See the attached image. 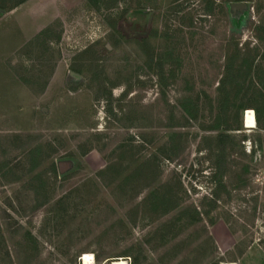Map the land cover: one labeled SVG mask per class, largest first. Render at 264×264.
Listing matches in <instances>:
<instances>
[{"label":"rangeland","instance_id":"374dc122","mask_svg":"<svg viewBox=\"0 0 264 264\" xmlns=\"http://www.w3.org/2000/svg\"><path fill=\"white\" fill-rule=\"evenodd\" d=\"M263 99L264 0L0 7V264H264Z\"/></svg>","mask_w":264,"mask_h":264},{"label":"water","instance_id":"95a60500","mask_svg":"<svg viewBox=\"0 0 264 264\" xmlns=\"http://www.w3.org/2000/svg\"><path fill=\"white\" fill-rule=\"evenodd\" d=\"M230 13L233 18H238L240 16L245 15L250 10V3L248 2H231L230 5ZM72 75L76 78H79V75L71 72ZM73 163L71 161H60L59 162V170L61 174L66 173L71 167Z\"/></svg>","mask_w":264,"mask_h":264},{"label":"trees","instance_id":"16d2710c","mask_svg":"<svg viewBox=\"0 0 264 264\" xmlns=\"http://www.w3.org/2000/svg\"><path fill=\"white\" fill-rule=\"evenodd\" d=\"M24 1L25 0H16L14 3H9L8 0H0V7L3 8L4 10H8L10 8L16 7L17 5L21 4ZM227 68L229 71L227 73V76H225L222 79V85H221V88H223L225 90L227 88V83L232 84L234 82L233 80L235 78V76L232 73L234 70L231 69V64ZM256 98H257V96L253 93L252 94V101L256 100ZM250 104H253V103H250ZM255 108L258 112V123L261 124V122H262L261 115H260L261 107L255 106ZM262 109H264V99L262 100Z\"/></svg>","mask_w":264,"mask_h":264},{"label":"bare ground","instance_id":"6f19581e","mask_svg":"<svg viewBox=\"0 0 264 264\" xmlns=\"http://www.w3.org/2000/svg\"><path fill=\"white\" fill-rule=\"evenodd\" d=\"M245 124L247 128H253L257 126L255 115L253 111H248L245 116ZM82 261L84 264H93V257L89 254L84 255ZM112 264H128L125 260H117L114 261ZM223 264H234V263H223Z\"/></svg>","mask_w":264,"mask_h":264},{"label":"crops","instance_id":"0c3cea01","mask_svg":"<svg viewBox=\"0 0 264 264\" xmlns=\"http://www.w3.org/2000/svg\"><path fill=\"white\" fill-rule=\"evenodd\" d=\"M253 251V249L251 250L250 249V251H248L247 253H246V255H244V256H242V257H240V258H238V264H253L254 262H253V260L251 259V252ZM254 264H256V263H254Z\"/></svg>","mask_w":264,"mask_h":264}]
</instances>
